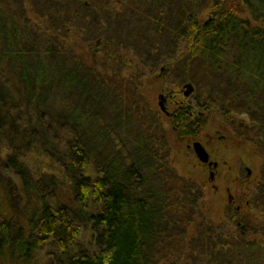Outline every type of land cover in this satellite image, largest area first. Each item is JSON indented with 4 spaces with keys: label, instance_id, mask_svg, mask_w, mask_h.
<instances>
[{
    "label": "trees",
    "instance_id": "1",
    "mask_svg": "<svg viewBox=\"0 0 264 264\" xmlns=\"http://www.w3.org/2000/svg\"><path fill=\"white\" fill-rule=\"evenodd\" d=\"M82 7L85 20L109 28L124 6ZM23 8L24 16L0 0V74L11 75L35 112L28 119L15 114V96L0 83V264H264V0H215L204 17L170 27L185 68L199 64L211 83L226 79L232 94L202 87L193 105L162 115L169 131L194 138L208 119L232 127L228 108L236 102L258 117L233 128L261 165L255 180L243 177L240 211L218 220L202 218L196 192L154 179L169 175L159 156L167 128L140 115L139 67L131 64L134 77L123 84L130 64L117 39L87 46L54 26L51 13L26 2ZM153 18L161 30L162 13ZM54 82L75 90L84 106L67 123L63 115H43ZM124 86L137 90L122 96L117 89ZM110 88L113 112L121 114L107 119L113 132L91 115L103 102L95 90Z\"/></svg>",
    "mask_w": 264,
    "mask_h": 264
},
{
    "label": "rangeland",
    "instance_id": "2",
    "mask_svg": "<svg viewBox=\"0 0 264 264\" xmlns=\"http://www.w3.org/2000/svg\"><path fill=\"white\" fill-rule=\"evenodd\" d=\"M13 9L19 15L24 16V2L29 4L40 14L51 13L56 19L53 24L60 30H64L72 39L78 38L84 45L98 46L104 39H117L120 46L124 47L126 60L130 64L125 71L123 84L128 82L130 77L131 64L139 67L135 74L139 88L142 93L140 101L142 113L148 117L160 119L163 113L158 106L159 93H175L172 99H168L167 109L171 111L178 105H193L194 94L199 93L202 87L215 86L220 89V95L224 98L231 96L230 85L226 79L208 80L202 72L201 66L192 62L190 68H185V59L177 56L175 48V36L170 32V27L178 28L177 23L186 16L195 17L210 13L211 4L215 0H10ZM93 1V2H91ZM86 4H113L120 8L119 15L112 19L109 28L98 25L95 20L84 19ZM138 10V13L136 12ZM161 12L164 18V27L156 31L154 29V18ZM246 16V13L243 14ZM28 46L29 43H28ZM37 47L43 48V42ZM72 47H67V51ZM169 63V64H168ZM52 65L54 61H48L50 66L49 74H53ZM133 67V71H134ZM3 85L9 88L15 96L13 105L15 114L24 115L27 119L35 115L33 105L21 94L20 85L15 84L11 75L3 72L0 74ZM190 83L193 91L189 96H184L183 85ZM109 87V86H108ZM101 92L96 89V94L103 93L101 105L93 104L91 115H99L100 122L96 124L101 129L113 130L114 123L107 120L111 115H121L120 112H113L112 99L113 89ZM136 88L122 87L117 92L123 96L136 91ZM46 110L43 115H63L67 119L73 115L74 110L80 111L81 105L77 92L64 90L62 82H54L51 91L48 93ZM14 100V99H13ZM230 116H233V126L242 127L250 124V119H258L257 115H249L241 103L229 105ZM95 111V112H94ZM172 112V111H171ZM89 115V114H88ZM196 115V113L194 114ZM154 116V117H153ZM105 118L106 120H103ZM162 119V118H161ZM160 119V127H166L167 146L161 144L160 157L168 161L170 166L169 175L155 180L175 181L179 185H186L190 192H196V199L200 200L204 207L207 218L212 220L221 219L225 212H230L228 204L229 195L237 196L236 191H242L236 185L235 179L244 180L246 176L245 167L251 169L250 179L255 180L258 167L261 165V157L255 147L249 144L244 138L238 136L233 126L218 123V120H207V123L199 129L194 138L179 139L168 129V124ZM67 125V124H66ZM69 126V125H68ZM67 126V127H68ZM162 128V129H164ZM193 141H200L210 155V159L217 162L212 168L213 178L210 179V172L206 165L202 164L195 156L189 146ZM16 145L17 142H16ZM33 155V154H32ZM35 156V155H34ZM39 159L38 156H35ZM161 163V161H160ZM253 175V176H252ZM160 177V176H158ZM184 178V179H183ZM251 180V181H252ZM177 184V185H178ZM191 186V187H189ZM199 189V190H198ZM209 210V211H208ZM191 211V210H190ZM206 217V216H205ZM226 264V263H224Z\"/></svg>",
    "mask_w": 264,
    "mask_h": 264
},
{
    "label": "water",
    "instance_id": "3",
    "mask_svg": "<svg viewBox=\"0 0 264 264\" xmlns=\"http://www.w3.org/2000/svg\"><path fill=\"white\" fill-rule=\"evenodd\" d=\"M192 91H193V87L190 83H185L183 85L184 96H189L192 93ZM165 101H166V96L163 94H159L158 95V106L162 112L167 114L168 112L166 111ZM190 146H191L196 158L201 163L207 164L208 167H216L217 166L216 161L209 160V153L207 152V150L204 148V146L201 144L200 141H193ZM245 169H246V174L250 175L251 169L249 167H245ZM210 177H213L212 171H210Z\"/></svg>",
    "mask_w": 264,
    "mask_h": 264
},
{
    "label": "flooded vegetation",
    "instance_id": "4",
    "mask_svg": "<svg viewBox=\"0 0 264 264\" xmlns=\"http://www.w3.org/2000/svg\"><path fill=\"white\" fill-rule=\"evenodd\" d=\"M159 94H163V95H165L166 96V101H165V107H166V111L168 112L167 114L166 113H164V112H162L161 111V113H163L165 116H167V117H169V118H172V113H171V111H169L168 109H167V105H166V103H167V101H168V99H172L174 96H175V93L174 92H170V93H159ZM193 115V114H192ZM246 126H247V124H246ZM192 143V142H191ZM209 160H211L210 159V155H209ZM213 161V160H212ZM204 165H206V167L208 168V170H209V172L212 170V168H214V167H208V165L207 164H204ZM247 175V174H246ZM184 179V178H183ZM210 179H214L213 177H210ZM235 182H236V185H240V187H238L239 188V190H241V184L243 183V180H242V178L241 179H235ZM181 186H183V187H187L186 185L184 186L183 184L181 185ZM189 187H191V186H189ZM199 190V189H198ZM192 192H194V190H192L191 191V193ZM236 195L237 196H231V195H229V199H228V204H230V212L231 213H237V212H239L240 211V208L242 207V205L243 204H245V203H243L242 202V199H241V197H242V192L241 191H239L238 193H236ZM189 203H193L192 201H190ZM204 210V209H203ZM205 211H207V210H205ZM205 211H202L201 210V216H202V218L203 219H205V216H206V212ZM209 211V210H208ZM225 213H227V212H225ZM225 213H224V215H225Z\"/></svg>",
    "mask_w": 264,
    "mask_h": 264
}]
</instances>
